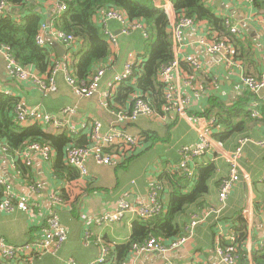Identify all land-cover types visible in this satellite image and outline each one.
I'll use <instances>...</instances> for the list:
<instances>
[{"label":"crops","instance_id":"crops-1","mask_svg":"<svg viewBox=\"0 0 264 264\" xmlns=\"http://www.w3.org/2000/svg\"><path fill=\"white\" fill-rule=\"evenodd\" d=\"M31 2L36 11L46 15L44 24L50 26V30L45 31L44 36L47 44L49 41L53 44L54 61H63L64 57L71 60L69 48L76 47V44L69 47L64 45V56L56 49L59 42L53 35L56 29L51 16L58 0ZM156 2L159 5L169 2L172 8L169 15L174 14L175 8L171 0ZM211 4L219 16H229L243 31L238 36L240 42L232 44L227 38H222L227 40L231 53L227 56L224 51L211 54L200 41L205 37L210 42H216L214 37L218 33L213 32L211 36L206 22H196L184 31V44L178 53L180 71L176 74L175 83L179 93L189 99L188 113L182 115L175 109L165 113L162 105L157 114L141 115L136 122L121 125L128 132L141 136L137 150L125 161L98 165L93 159H89V175L81 178L78 174L77 179L67 181L54 173V160H45L37 151L31 150L28 163L24 151L5 153L0 140V174L11 182L16 192L29 197L32 204L29 211L15 208L12 212H0V236L19 246L25 245L31 238L42 239L48 229V220L54 213L59 215L67 230V240L56 253L30 257L28 262L19 259L15 264H65L69 258H75L79 264H89L101 255L105 244L111 246L127 242L132 235L134 222L139 219L135 212L128 213L122 220L102 226L96 223V219L104 213L115 211L122 198H127L135 207L149 202L152 182H158L163 187L162 199L166 204L170 193L167 187L170 185L162 177L181 172V148L197 143L199 124L210 128V138L214 144L208 152L196 159V164L203 167L214 163L217 169L209 181L204 207L199 210L190 208L181 215L183 234L195 214L202 218L210 208L219 207V185L230 173V154L243 139H248L240 159L241 180L230 193L223 210L218 214L211 213L198 223L184 246L165 255L148 252L136 257L131 250L128 264H163L167 260L192 264H225L216 252L218 236H221L222 242L223 239L230 244L235 242L232 237L241 223L247 235L244 249L248 255V264H255L253 254L259 249L264 250V247H260L264 243V146L260 145L264 140V88L258 94L252 93L244 86L242 75L264 79V31L261 22L264 14H261L254 3L246 0H214ZM111 28L119 33V44H108V60L96 68L109 65L100 85V93L96 96L78 98L66 83L62 71L57 75L58 90L53 93H45L31 82L10 78L6 74V59L3 54H0V93L8 91L27 107H38L59 116L66 106H76L78 113L72 117L76 126L83 121L99 119L103 122L104 131L118 127L111 113L112 108L100 104V94L124 70L127 62L147 61L149 47L141 32L122 35L116 21L111 22ZM174 54L176 55L175 52ZM186 54H195L200 58L202 68L199 71L184 60ZM70 66L74 73L72 63ZM31 67L36 73L44 75ZM239 100L246 104L251 114L242 115L232 122L247 121L246 131L243 132L245 136L235 135L223 142L215 138V134L222 133L224 126L211 125L210 121L215 119L213 115L224 113ZM130 105L128 103L126 108ZM253 110L261 113L260 119L252 116ZM49 130L53 133L62 132ZM35 182L42 184L38 193L30 188ZM194 184L195 181L187 183L183 192H189ZM0 190L1 201L5 198L1 185ZM54 192L61 195L62 203L51 200L50 196ZM88 231L91 238L86 242L85 235ZM0 264L9 263L0 258Z\"/></svg>","mask_w":264,"mask_h":264},{"label":"built area","instance_id":"built-area-1","mask_svg":"<svg viewBox=\"0 0 264 264\" xmlns=\"http://www.w3.org/2000/svg\"><path fill=\"white\" fill-rule=\"evenodd\" d=\"M170 1V0H169ZM206 3H211L214 0H204ZM254 3L253 0H246ZM169 3V2H168ZM168 3H160L169 14H171V5ZM171 3V2H170ZM7 8L6 0L0 2V12H4ZM67 9L64 2L58 1L55 10L63 12ZM171 22L172 38L174 45V52L176 53L174 59L161 66L159 70L158 79L163 84L164 104L163 111L170 112L175 109L176 112L186 115L188 113L187 105L189 99L179 93L178 86L175 83L176 74L180 71V57L178 55L180 48L184 44V31L196 24L193 17L187 16L184 12H174L169 15ZM96 22L100 27L101 33L105 36L107 43L112 46L119 44V33H116L111 28V22L116 21L120 25V33L122 35H131L136 31L142 33L144 38L149 37V32L146 23L142 20H130L128 15L119 8L106 7L96 15ZM264 31V17L261 19ZM226 27L237 36L242 34L239 26L229 17H225ZM50 26L43 24L41 32L36 36L38 44L47 46V40L44 32L49 31ZM55 31V32H54ZM54 38L63 46H71L74 41V35L62 31L54 30ZM226 39L210 42L205 37L201 38V43L205 45L207 52L214 54L224 51L226 56L231 53V47L226 42ZM264 41V34H263ZM0 54L6 59V74L8 77L17 79L22 82H31L38 86L45 93H53L58 90L57 75L62 71L66 83L74 90L78 98H90L100 93V85L106 73L107 66H100L93 77L88 82L79 81L71 69V60L64 57L63 61L55 60L52 69L47 74L41 75L36 73L31 66H23L16 61L11 49L8 46H0ZM184 60L190 66L199 71L202 68L200 58L195 54H186ZM143 61H129L126 63L124 70L120 72L114 80H112L108 88L100 94V104L108 106L109 99L115 94L117 88L122 83L129 82L135 83L137 79L138 67H141ZM242 82L244 86L252 93L258 94L264 88V79L262 77H255L252 75H242ZM5 94L10 93L4 92ZM132 103L129 108L111 109L114 115L115 124L118 127H112L108 131L103 130V122L99 119H91L83 121L79 126L72 122V117L78 113L76 106H66L61 116L43 111L38 107H27L22 103H18L14 109L15 118L20 125H31L33 123H40L46 129L54 130H67L73 135L89 134L91 137V144L88 147L71 146L66 154L65 161L67 164L74 166L78 169L81 178L89 175L87 161L93 159L98 165H106L112 163H119L125 161L126 158L131 156L137 150V146L141 141V136L134 135L128 132L121 125L134 123L141 115L151 116L157 114L149 99L145 97L142 91L136 90L132 94ZM252 116L261 118V113L258 110L252 111ZM198 123V122H197ZM210 124H216V120H211ZM198 141L194 146L185 145L181 148V162L179 169L184 175L193 183L196 179V159L206 152H208L214 142L210 138V128L206 125H198L197 127ZM248 139H243L239 146L230 154V173L227 177L222 179L219 185V207L210 208L202 218L195 214L186 229V233L179 237L165 242L163 239L152 236L144 242L134 243L132 251L138 257L144 253L157 252L160 254H168L184 246L192 237L195 227L203 219L208 217L211 213H220L226 205V201L235 188L236 184L241 180L240 176V159L244 154V146ZM264 146V140L260 142ZM1 148L5 153H9V147L2 141ZM37 151L45 160H52L54 156L53 148L50 145H42L40 143L30 144L24 153H26V160L30 163V151ZM0 185L5 191V198L0 201V212H12L15 208H20L25 211L31 209L29 197L16 192L11 182L0 174ZM31 190L35 193L40 192L42 184L35 182L31 185ZM162 187L158 182L150 184L149 202L139 204V206H132L127 198H122L119 201L118 208L110 213H104L96 219L99 226L114 223L122 220L130 212H135L138 218H153L158 216L163 211ZM52 201L63 202V198L57 192L52 193L50 196ZM47 232L42 239L31 238L25 245L19 246L10 243L5 238L0 236V258L9 263L15 264L17 260H30V257L44 255L46 253H56L67 240V230L61 223L58 214L54 213L48 220ZM91 238L90 232H86L85 239L89 242ZM235 234L232 240H235ZM260 247H264V243ZM110 245L105 244L102 247L101 255L90 262L89 264H105L108 255L110 254ZM216 252L225 264H238V258L233 253L232 247H224L222 245L221 236H218L216 242ZM65 264H79L75 258H69ZM163 264H192L175 262L167 260Z\"/></svg>","mask_w":264,"mask_h":264},{"label":"trees","instance_id":"trees-1","mask_svg":"<svg viewBox=\"0 0 264 264\" xmlns=\"http://www.w3.org/2000/svg\"><path fill=\"white\" fill-rule=\"evenodd\" d=\"M2 0H0L1 2ZM32 0H6L7 8L0 12V46H8L16 61L23 66H33L40 73H48L52 69L53 44H38L36 36L41 32L46 20L43 12L36 11ZM44 1V0H42ZM67 5L63 12L54 11L51 22L57 30L68 32L75 37L69 52L74 73L79 81L88 82L94 76L97 66L108 60L110 49L105 36L95 21L96 15L106 7H116L124 11L130 20H142L146 23L149 37L145 38L149 47V56L144 60L135 83L124 82L118 86L115 94L108 101L112 109L125 108L132 103V94L136 90L143 92L152 107L159 110L164 103L163 84L158 79L162 65L175 57L171 22L167 11L156 0H58ZM177 13L184 12L196 22L204 21L209 33L217 32L214 40L227 38L232 44L240 42V38L225 25V17L219 16L211 3L204 0H171ZM261 14H264V0H253ZM250 98V97H249ZM19 99L13 95L0 93V140L4 141L9 150L21 153L32 143L50 145L54 151V173L62 180L72 181L78 178V169L65 162L66 154L71 146L88 147L91 144L89 134L77 136L67 130L53 133L40 123L20 125L15 118L14 109ZM244 102L237 101L232 107L213 115L217 126H224L222 133L215 138L225 142L235 135L245 136L247 121L233 123L232 120L242 115L249 116ZM239 143V141H238ZM238 145V144H237ZM236 145V146H237ZM217 169L216 164L196 166V180L192 189L184 193L190 180L184 173L176 172L164 175L169 187L167 203L163 202V211L153 218H139L133 224L130 239L122 244L111 245L110 254L105 264H128L129 255L134 243L144 242L152 236L169 242L183 234L180 217L190 208L204 207V196L209 192V181ZM161 186V185H160ZM163 191V187H162ZM2 194L0 190V195ZM66 193L64 192V197ZM243 222V221H242ZM235 242L224 241V247H232L233 253L239 257V264H248V255L244 249L247 239L245 227L236 229ZM255 264H264V250L259 249L253 254ZM247 262V263H246Z\"/></svg>","mask_w":264,"mask_h":264},{"label":"water","instance_id":"water-1","mask_svg":"<svg viewBox=\"0 0 264 264\" xmlns=\"http://www.w3.org/2000/svg\"><path fill=\"white\" fill-rule=\"evenodd\" d=\"M56 45V44H55ZM56 49H57V51L59 52V54L61 55V56H64L65 55V53H66V49H65V47L61 44V43H58L57 45H56Z\"/></svg>","mask_w":264,"mask_h":264},{"label":"rangeland","instance_id":"rangeland-1","mask_svg":"<svg viewBox=\"0 0 264 264\" xmlns=\"http://www.w3.org/2000/svg\"><path fill=\"white\" fill-rule=\"evenodd\" d=\"M29 264H34V263H29Z\"/></svg>","mask_w":264,"mask_h":264}]
</instances>
